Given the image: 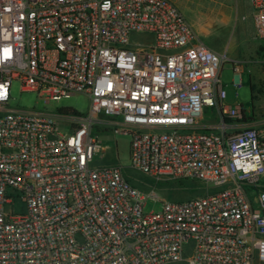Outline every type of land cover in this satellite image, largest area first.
<instances>
[{"label": "built area", "instance_id": "1", "mask_svg": "<svg viewBox=\"0 0 264 264\" xmlns=\"http://www.w3.org/2000/svg\"><path fill=\"white\" fill-rule=\"evenodd\" d=\"M251 6L264 41V0ZM223 63L169 0H0V264H264V121L200 128L205 109L220 130L243 117ZM13 81L45 103L84 94L89 112L65 134L9 105ZM109 125L132 169L206 193L144 212L120 166L93 165Z\"/></svg>", "mask_w": 264, "mask_h": 264}, {"label": "rangeland", "instance_id": "2", "mask_svg": "<svg viewBox=\"0 0 264 264\" xmlns=\"http://www.w3.org/2000/svg\"><path fill=\"white\" fill-rule=\"evenodd\" d=\"M176 7L195 31L197 38L205 45L224 53L225 63L219 69V80L225 93L224 103L229 106L241 105L245 116L252 117L255 123L264 120V47L254 54L257 45H263L255 35L248 33V23L231 17L225 5H213L212 0H176ZM217 1V0H216ZM229 8L228 5H226ZM133 42L151 41V37L142 34H132ZM235 62H239L240 72L236 70ZM249 69V73L245 68ZM251 85V86H250ZM253 87L254 91L250 90ZM255 97V98H254ZM9 105L12 108L34 111L54 117L60 130L71 134L75 126L71 124L74 117H86L89 112L90 100L84 94H77L59 101L45 103L35 93L20 91L17 81L11 84ZM63 110H71L63 113ZM218 119L213 109L207 115ZM110 124L116 118H106ZM254 123V124H255ZM251 125L247 128H251ZM105 132L93 127V135L98 136L104 147L94 158L93 165L120 166L124 178L145 198L144 212H157L163 202H183L194 196L206 193V187L198 182H176L169 180L157 181L130 167V136L126 134L113 135L110 125ZM238 130H241L238 128ZM229 132V129H227ZM15 212H22L20 204L13 206ZM174 264H186L184 261Z\"/></svg>", "mask_w": 264, "mask_h": 264}, {"label": "crops", "instance_id": "3", "mask_svg": "<svg viewBox=\"0 0 264 264\" xmlns=\"http://www.w3.org/2000/svg\"><path fill=\"white\" fill-rule=\"evenodd\" d=\"M171 1L174 5L177 4L176 0H169ZM213 5H215V3H217V5L225 7V9L227 10V12L229 13V17L233 18L236 22L238 20L244 22V25H247L248 23V33L252 32L254 35V27H253V22H252V6H251V0H212ZM229 6V8H227V6ZM208 48H210L211 50L217 52L220 55H225L224 53L220 52L219 50L214 49L211 46L206 45ZM263 45H257L254 48V54H256L260 48H262ZM239 62H235L236 64V70L237 71H241L239 68V65H237ZM246 72L249 73V69L248 66L247 68H245ZM251 86V85H250ZM254 91V90H253ZM255 98V97H254ZM212 109H205L202 119L200 121V128H202L203 130H210L213 129L214 131H218V132H225L227 135L233 133L234 131L239 129H244L247 128L251 125H259L261 124L263 121L255 123L252 121V117H248L245 116L244 112H243V117L240 121L237 122H231L229 120H225V123L228 124V126L226 127L225 130H220L218 128L219 124L222 122V118L221 115L219 114V112L217 110L216 111L217 115H218V119L215 118H209L207 115L208 113L211 111ZM255 123V124H254ZM227 129H229V132L227 131ZM97 166V165H95Z\"/></svg>", "mask_w": 264, "mask_h": 264}, {"label": "trees", "instance_id": "4", "mask_svg": "<svg viewBox=\"0 0 264 264\" xmlns=\"http://www.w3.org/2000/svg\"><path fill=\"white\" fill-rule=\"evenodd\" d=\"M250 90L253 91V87H250ZM63 111H64L63 113H66V114H67V113L70 112L71 110H63Z\"/></svg>", "mask_w": 264, "mask_h": 264}]
</instances>
